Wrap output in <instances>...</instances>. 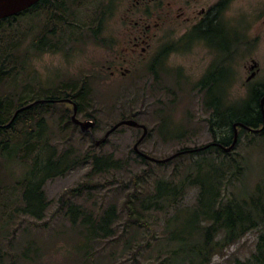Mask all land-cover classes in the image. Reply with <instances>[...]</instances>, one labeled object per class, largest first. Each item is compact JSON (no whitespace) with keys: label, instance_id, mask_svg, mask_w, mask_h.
Returning <instances> with one entry per match:
<instances>
[{"label":"rangeland","instance_id":"1","mask_svg":"<svg viewBox=\"0 0 264 264\" xmlns=\"http://www.w3.org/2000/svg\"><path fill=\"white\" fill-rule=\"evenodd\" d=\"M219 1L80 0L66 14L74 25L78 22V43L67 40L61 51L37 52L31 47L46 23L44 10L26 12L11 26H1L0 68L7 71L0 76L3 113L10 116L20 100L51 93L63 95L62 88L78 91L84 83V106L76 116L85 120V113L93 115L90 120L94 127L92 141L89 132L82 135L74 123L60 126V111L66 108L69 117L72 114V105L67 102L56 103L43 114L50 134L45 152L50 148L70 149L77 158L64 174L45 181L48 206L42 220L14 211L23 206L20 183L28 166L17 155L0 156V264H12L11 260L14 264H200L193 249L202 244L203 231L194 230L195 216H185L196 203L197 186L186 188L172 205L135 211L137 222L127 218L122 206L127 192L133 189L129 182L133 174L147 170L137 179L139 194L147 195L158 179L179 180L187 165L199 156L147 165L133 151L142 129L128 125L111 132L102 145L93 142L122 115L133 113L148 128L138 148L150 156L164 158L182 146H201L213 141L207 124L210 112L204 104L206 90L199 85L209 72L220 76L213 90L222 96L224 105L247 97L251 87L264 85V0L221 1L220 9L212 10L218 23L205 40L190 28L202 7L211 8ZM100 10L99 32L93 35L90 31L99 23ZM186 16L190 19L184 21ZM139 18L151 23L143 53L144 43L135 52L131 50V33L136 30L130 22ZM58 33L63 34V30ZM68 33L74 35L75 28L66 29ZM10 46H14L13 51ZM251 60L256 61L257 71L246 81L252 71ZM242 107L239 105L240 110ZM85 152L112 154L122 160L121 168L92 174L91 160L83 159ZM78 153L82 154L79 160ZM210 155L216 156L214 149ZM231 158L242 171L231 178L227 189L240 198L253 192L264 176V135L241 133L232 155L219 157L229 164ZM85 181L92 186L71 195L69 202L79 206L80 216L94 217L113 206L116 217L110 234L105 235L98 227L93 234L90 224L72 223L64 209H57L60 193ZM207 221L200 225L209 224ZM173 229L177 235L188 237L187 251L172 255L171 250L182 245L168 238ZM222 236L220 231L215 239ZM258 236L256 229L247 231L216 252L208 264L247 262L256 250Z\"/></svg>","mask_w":264,"mask_h":264},{"label":"trees","instance_id":"2","mask_svg":"<svg viewBox=\"0 0 264 264\" xmlns=\"http://www.w3.org/2000/svg\"><path fill=\"white\" fill-rule=\"evenodd\" d=\"M79 1L80 0H39L31 7L13 16L0 19V28L4 23L8 27L11 26L19 15L32 12L34 9L44 10L47 14L50 12V15L57 19L64 18L66 12L69 11L71 7H75L76 3H79ZM98 15L99 23L90 31L93 35H98L99 32L100 17L102 16L101 10L98 12ZM214 26L215 24L197 26L193 31H197L200 36L202 35L208 38ZM43 32L44 30H42L39 36H42ZM10 48L12 51L14 50V46H10ZM222 70L218 71L219 75H221ZM5 73H7L6 69L3 67L0 68V76ZM219 77L220 76H217L216 73L213 74V72H209L206 77L200 81L199 85L203 90H206L204 104L205 108L210 112L207 124L213 138L211 142H217L222 146H228L233 139V123L242 122L252 128H259L262 125L260 98L264 94V85H255L250 88L247 97L236 103L224 105L222 96H220L217 91L213 90V86L216 84ZM84 86V83H82L78 91L75 88H62L63 95L51 93L28 101L20 100L14 105V110L10 113V116H6L4 114L5 112L3 113L4 102L0 98V156L3 155L4 158H11L12 155H17V158L25 162L28 166L27 172L24 174L20 183L23 188V206L16 208L14 211L22 212L35 219V221L42 220L45 217V210L48 206V201L43 191L45 181L64 174L75 164L74 162H76L77 158V155L70 149L60 151L57 150V148H50L49 151L45 152L48 148L50 134L48 132L47 119L43 114L49 113V110H52L49 108L59 103L58 101L50 100L58 99L61 96L74 100L77 104V112H82L84 106L82 101L84 99ZM30 103L32 104L28 105ZM239 105L243 106L241 110ZM22 107L23 109L15 113L17 109ZM67 111L68 110L64 108L59 113L58 124L60 126L66 127L68 124L73 123ZM84 116L88 119H94V116L89 113H85ZM126 118L135 119L133 113L128 116L122 115L121 117V119ZM243 132L252 135H264V129L261 131H249L246 128L238 127V138L235 146L240 141L241 133ZM83 134L85 133L82 132V135ZM90 140L93 141L91 134ZM105 142L106 139L100 144L102 145ZM93 144L96 145V142H93ZM235 146L230 151L226 152L218 145H210L200 150L180 153L168 161L161 162L166 163L186 155L189 157H193L194 155L199 156L194 159L191 164L187 165L186 171L179 180L158 179L147 195L139 194L137 186V179L142 177L147 170L145 169L139 173L133 174L129 179V182L133 184V189L127 192L126 198L122 204L123 209L127 212V218L137 222L139 219L135 217V211L150 207L159 210L165 204L172 205L183 194L186 188L197 186L199 192L196 203L187 211L188 213L185 214V216H195L197 220L194 230L201 229V231H203L202 244L200 246H195L194 249L192 248L199 258L198 263L208 264L211 257L216 252H221L229 244L234 243L237 239L245 235L247 231L256 229L259 231L256 250L251 254L247 262L243 264H264V176L254 188L253 192L240 198H237L228 191V183L233 176L242 171V167L232 158L230 160L231 164H229L219 159V157L220 155L226 157L232 155ZM189 148L190 147L182 146L175 152ZM212 149H214L216 156L210 155ZM135 154L141 157L142 161L147 165L151 164V160L140 156L136 152ZM205 154H209V156L207 155L204 157ZM81 155L82 154L78 153V160ZM83 159L91 160L93 165L91 170L92 174H99L110 170L115 171L120 169L122 165V160L114 157L112 154H90L89 152H85V154H83ZM228 164L234 168L230 169ZM90 186H92V183L85 181L64 189L58 197L57 209L58 211L64 209V212L69 216L72 223L79 221L82 224H90L93 234H95L97 227L99 230L103 231L105 235L110 234V225L113 224L114 218L116 217V210L113 209V206H109L94 217L88 214L80 216L79 206L73 202H69V197L71 195H77L81 193L83 189ZM176 217H178V215H176ZM207 220H209V224L200 225L201 223L208 222ZM220 231L223 236L221 239L216 240L215 236ZM168 238L171 240H178L182 243L181 246H177L171 250L172 255L177 254L179 251H187V236L177 235L173 229L169 232ZM237 262L240 264V261ZM11 263L14 264V260H11Z\"/></svg>","mask_w":264,"mask_h":264},{"label":"flooded vegetation","instance_id":"3","mask_svg":"<svg viewBox=\"0 0 264 264\" xmlns=\"http://www.w3.org/2000/svg\"><path fill=\"white\" fill-rule=\"evenodd\" d=\"M136 1L138 2V0H136ZM142 1L145 2V1H150V0H142ZM221 1H223V0H220L219 3L212 6L211 8L202 7L199 11L200 16L198 17L197 21L192 24V27L190 28V30L194 29L197 26L216 24L217 19H218L217 15H216L217 14L216 11L219 10L220 7L222 6ZM77 4L78 3H76L75 7L77 6ZM212 10H216V11L212 12ZM33 11L35 12L36 10L34 9ZM67 12H66V14H67ZM45 13L47 14L46 11H45ZM189 19H190V17H187V16L183 18L184 21H187ZM45 22L46 23L44 24V27H43V30H44L43 35L37 36V38L31 43V47L33 50H35L37 52H40V51H44V52L61 51L63 47L67 46V43H66L67 40L71 39L73 42L78 43V32H77L78 31V22H75V25H74V23H72V21L68 17L66 18V15L64 16V18L62 17L61 19L54 18L53 16L50 15V12H48V17L45 18ZM130 23L133 24V28H134V30H136V31H132V33H131V34H133V37H132L133 46H132L131 50L133 52H135L136 48L138 46L140 47L141 44L144 43L146 45V47H144V48L142 47V53H143L146 51L147 46H148V44L146 43L147 40L145 38V37H147V35H145V34L148 30H150L151 23L141 22V18H139V20H135L134 22H130ZM142 23H144V24H142ZM153 25L157 26L158 22L155 21V23ZM47 26H49V27H47ZM73 27L75 28V34L74 35H72L70 33L65 34L66 29L71 31V29ZM60 30H63V34L58 33ZM209 36H210V34H209ZM203 39L206 40L205 37ZM69 46H71V44ZM120 72L124 73V71H120ZM68 99H70V101H68ZM53 100L58 101V102L63 101V102L70 103L72 105V110H73V104L72 103L75 101L72 100L71 98L61 96L58 99H53ZM70 118H71V116H70Z\"/></svg>","mask_w":264,"mask_h":264},{"label":"water","instance_id":"4","mask_svg":"<svg viewBox=\"0 0 264 264\" xmlns=\"http://www.w3.org/2000/svg\"><path fill=\"white\" fill-rule=\"evenodd\" d=\"M39 0H0V19L2 18H6V17H10L13 16L29 7H31L33 4L37 3ZM257 66V63L255 60H251V64L249 66V70H252L251 73L247 76L246 81H249L250 79H252L255 74L257 69L255 68ZM255 68V69H254ZM41 101V100H39ZM50 101H54V100H50ZM68 101H70V99H68ZM32 103L28 104L31 105ZM73 104V110H72V114H71V120L73 121L74 124L78 125L80 130L82 132H86L88 131L92 138V128L94 127V121L90 120V119H85V120H81L79 119L76 114H77V104L75 102L72 103ZM20 109L19 108L16 110L15 113H17ZM260 110L262 113V125L259 128H252L249 127L247 125H245L242 122H235L232 124L233 127V139L232 142L228 145V146H222L221 144L217 143V142H210L207 144H204L202 146H199L197 148H189L186 150H181V151H177L173 154H171L168 157L165 158H155L153 156H150L148 154H146L145 152H142L139 148L138 145L140 144V142L143 140V138L146 136L147 132H148V128L145 124H142L140 122H138L137 120L133 119V118H126V119H121L119 121H117L115 124H113L104 134V136L100 139V140H96V144L98 145L99 143L103 142L108 135L113 132L116 128H118L121 125H128L131 127H137V128H141L142 129V134L140 135V137L136 140V142L133 145V150L139 154L140 156L154 161V162H165L168 161L170 159H172L173 157L179 155L180 153L183 152H191V151H195V150H200L203 148H207L210 145H218L220 147H222V149L226 152L230 151L236 144L237 142V138H238V127H243L246 128L249 131H261L264 129V94L261 96L260 98Z\"/></svg>","mask_w":264,"mask_h":264}]
</instances>
